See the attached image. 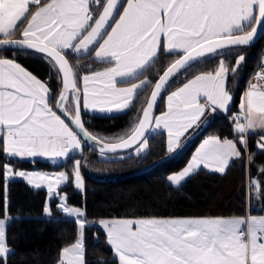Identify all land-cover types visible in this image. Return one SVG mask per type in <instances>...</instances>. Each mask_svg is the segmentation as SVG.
Returning <instances> with one entry per match:
<instances>
[{"label": "snow or ice", "instance_id": "obj_1", "mask_svg": "<svg viewBox=\"0 0 264 264\" xmlns=\"http://www.w3.org/2000/svg\"><path fill=\"white\" fill-rule=\"evenodd\" d=\"M24 21L27 24L20 32L22 38L11 39ZM258 27H264V0H126V4L121 0H0V35L4 37L0 47L36 50L51 58L57 73L62 74V89L55 107L79 130L78 133L70 128L50 107L46 82L18 63L0 59L2 151L8 157H68L71 150L81 148L80 134L100 143L84 130L80 91L66 59L69 52L94 50L97 59L113 65L83 76V105L95 108L106 102L117 110L127 108L150 81L144 79L130 87H117L118 83L138 79L155 63L161 50L170 55L182 53L158 77L142 118L131 132L100 148L103 154L105 149L114 152L139 142V153L147 145L140 138L150 121L151 110L169 80L181 69L192 67L191 62L206 53L226 45L248 44ZM246 28L251 30L245 31ZM242 61L243 56L237 60V68ZM228 71L221 62L214 74L197 75L168 95L167 112L155 118V127L160 128L163 123L167 129L170 152L206 108L227 110L231 100L225 87ZM100 79L106 81L108 99L90 101L87 84ZM258 80L262 83L249 86L241 112L233 117L238 139L205 140L191 162L168 177L173 186H182L200 165H214V171L224 173L229 160L241 156L237 144L247 150V136L254 134L257 127L264 130V72L258 74ZM69 92L74 114L65 107ZM201 97L205 103H201ZM257 144L264 151V131ZM3 168L6 179L20 177L36 189L46 184L50 198L59 197V185L69 180L63 172L53 178L38 172H14L8 164ZM73 174L75 187L82 189L80 161L75 162ZM58 209L73 218L79 229L74 242L61 249L58 264H85V213L70 207L66 196L60 197ZM43 212L50 215L49 207ZM99 224L106 230V241L119 264H264V217L116 219L101 220ZM5 226L6 220L0 218L2 264H6L10 254Z\"/></svg>", "mask_w": 264, "mask_h": 264}, {"label": "trees", "instance_id": "obj_2", "mask_svg": "<svg viewBox=\"0 0 264 264\" xmlns=\"http://www.w3.org/2000/svg\"><path fill=\"white\" fill-rule=\"evenodd\" d=\"M24 23L14 36H20ZM263 40L264 36L251 44L224 47L222 51L234 50L205 55L194 61L192 67L182 70L177 82L196 71L215 68L221 56L233 62L235 53L245 54L239 69L231 72L227 79L232 92L227 112L212 113L201 134L176 154L153 165L155 160L169 151L162 131L147 135L148 149L143 154L104 155L83 144L81 152L72 153L65 160L55 163L8 157L2 151L3 140L0 138V216L5 210L12 215L5 227L6 243L11 247L6 264H55L61 248L72 243L78 232L73 218L63 216L58 209L57 197H52L50 201L53 215H43L46 189H36L22 178L9 179L5 206L3 166L6 162L13 167L61 169L67 172L69 180L58 190L66 193L69 203L83 205L89 220L84 229L85 264H119L106 241V232L92 221L99 217L231 215L246 211L250 214L264 213V172L261 171L264 169V151L258 148L257 132L247 136V150L239 145L241 156L231 159L224 173L201 166L178 189L167 179L169 172L186 163L200 137L216 134L237 139L233 117L241 109L245 82L263 54ZM67 55L75 73L101 63L92 56V51L80 54L69 52ZM0 56L19 61L44 79L50 88L49 101L54 106L61 78L49 57L30 49H4L0 51ZM171 59L173 55L161 50L155 63L143 73L150 81L143 92L134 97L125 110L109 114L85 113L87 128L101 135H126L140 116L151 83ZM76 160L80 161L84 177L82 191L72 183ZM254 185L257 188L254 189Z\"/></svg>", "mask_w": 264, "mask_h": 264}, {"label": "crops", "instance_id": "obj_3", "mask_svg": "<svg viewBox=\"0 0 264 264\" xmlns=\"http://www.w3.org/2000/svg\"><path fill=\"white\" fill-rule=\"evenodd\" d=\"M121 3H125L126 4V0H121ZM34 10V9H33ZM122 10V9H121ZM26 24H27V21H25L24 25L22 26L21 28V31H23L24 27H26ZM247 29V28H246ZM245 29V30H246ZM2 36V35H0ZM234 49H227L223 52H226V51H232ZM67 51V50H66ZM84 53V52H82ZM243 54V59H244V52H237L234 54V59H233V62H230L229 59H226L224 56H221L220 59H219V63L216 65L215 68L213 69H210V70H200V71H196L194 73H192L191 75H189L188 77L184 78L183 80H181L180 82H175L174 84L168 86L161 98V101H160V104H159V109L158 111L156 112L155 116H154V119H153V122H152V125H151V128L149 130V134H152V133H156V132H159V131H162L164 132L165 134V141H166V147L168 149V135H167V129L163 127V123H161V126L160 128H156L155 127V118L156 117H160L163 113L167 112V97L168 95H171L172 92L174 91H177L179 87H182L184 83H187L189 80L193 79L195 76L197 75H201V74H207V73H215V71L218 70L221 62L224 63V65L228 68V72H227V75H226V78H225V87L227 89V91L229 92V95L231 96V100L227 106V110L229 109L230 107V104H231V101H232V92L230 91L228 85H227V79H228V76L231 72H233L232 70L235 68L237 71L240 67V65L243 63V61L239 64V67L237 68L236 67V58H237V55L238 54ZM73 54H80V53H73ZM179 53L177 54H174L173 57H175L176 55H178ZM92 56L97 59L95 57V52L94 50H92ZM0 59H10L12 61H14L15 63H18L21 67H23L27 72H29L30 74L34 75L37 79H39L41 82H46L44 79L40 78L39 76H37L35 73H33L31 70H29L26 66H24L22 63H20L19 61L11 58V57H7V56H0ZM98 61H100L99 59H97ZM101 62V61H100ZM113 66L112 64H109V63H104V62H101L100 64H98L96 67L94 68H91V69H88L86 71H80V72H76V76H77V84H78V87L80 88L81 90V104H82V108L83 110L85 111V113L89 112V113H100L101 114H109V113H114V112H119L120 110H117V109H114V106L111 105V104H108V103H98L97 106L99 105H104V106H109L111 108V110L107 109L106 111H102L100 109H98V107H95V108H92V107H89V108H85L84 105H83V90H84V87H85V84H84V81H83V76L84 75H91L92 73L94 72H102L104 71L106 68H109ZM259 67V66H263L264 67V54H262L259 58V60L257 61V63L255 64V67ZM254 67V68H255ZM253 71V70H252ZM251 71V73H252ZM251 73L249 74L248 78H247V81H246V86L244 87L245 89H243V103H244V100H245V94L249 91V86L250 85H258L260 83H258L256 80H252L253 77L255 76L254 74L251 75ZM251 75V76H250ZM141 77H146V79L149 80V77L146 76V75H141L138 79L136 80H132L130 82H126V83H118L117 84V87H130L132 83H140L141 80ZM119 80V78H117ZM47 83V82H46ZM48 86V84H47ZM49 87V86H48ZM87 87H88V91H89V100L91 101L92 99H96L97 101H106L108 99V97L106 96L105 94V89H106V81H104L103 79H100V80H90L87 84ZM50 89V88H49ZM133 100V99H132ZM132 100L130 101V103L132 102ZM201 100V103H205L204 101V98L201 97L200 98ZM50 107H52L53 111H56L54 106L51 105L50 101H48ZM67 105V104H66ZM130 105V104H129ZM69 109L70 107L67 106ZM123 110V109H121ZM125 110V109H124ZM227 110H223V109H216L215 111H213L211 109V107H208L206 108V110L204 111L203 115L200 117V119L198 121H196L191 127H189L186 131L183 132V135H181L178 139V143L181 141L182 138H184L188 133H190L192 130H194L198 125L199 123L201 122V120L207 116V115H210L214 112H220V113H225L227 112ZM241 112V109L239 110L238 114ZM57 115H60L57 111H56ZM236 115V114H235ZM234 115V116H235ZM61 116V115H60ZM61 119H64L62 116H61ZM65 120V119H64ZM65 123L66 120H65ZM68 124V123H67ZM69 125V124H68ZM69 127L71 128V126L69 125ZM264 131L260 128H256L255 129V132H257V142L260 140V133ZM210 137H219L221 139H224V138H228V139H234V137H223V136H219V135H216V134H206L202 137H200L195 145L193 146V156L196 154L197 150L200 148V145L203 144V142L207 139H209ZM236 140V139H234ZM83 142H81V150L83 149ZM238 145V148L240 149V144H237ZM175 147V146H174ZM81 152V151H80ZM72 153H75V152H72ZM72 153H70L69 155H71ZM68 155V156H69ZM18 158H21V157H18ZM23 158H27V159H30V160H33V159H42V160H46V161H49V162H52L51 159H49V157L47 156H36V157H23ZM64 158V157H62ZM67 158V157H66ZM65 158V159H66ZM234 158V157H233ZM231 158V159H233ZM64 159V160H65ZM230 159V160H231ZM229 160V162H230ZM79 161V160H77ZM59 162V161H58ZM52 163H55V162H52ZM204 167L203 165H200L199 167ZM215 166L214 165H210L208 167L209 168H214ZM17 168H14V172L17 171L16 170ZM23 169H26V168H23ZM27 169H38L40 171V173L42 174H46L48 175L49 177H55L57 176L59 173L63 172L65 173L66 175L67 172H65L64 170H61V169H43V168H37V167H32V168H27ZM4 181H5V176H4ZM66 182H62L61 185L65 184ZM59 185V187L61 186ZM46 189V196H47V185L45 184L44 186H42ZM58 187V188H59ZM57 191L59 192V196L61 194V191H59L57 189ZM85 213V212H84ZM44 214V212H43ZM256 217V218H261V217H264V213H256V214H250L248 211H246L245 213L243 214H231V215H188V216H123V217H103V218H109V219H132V220H139V219H152V218H159V219H168V218H175V219H185V218H248V217ZM128 217H131V218H128ZM0 218L2 219H5L6 220V224L10 221V219L12 218V215L9 214L7 212V210H5V212L3 213V215L0 216ZM102 219V217H99L98 219ZM85 219L87 220L86 223L89 221L86 216H85ZM6 227V226H5ZM6 246L8 247L9 250H11V247L6 243ZM68 246V245H67ZM65 247V246H63ZM62 247V248H63ZM61 248V249H62ZM61 252V251H60ZM114 253V252H113ZM117 257V256H116ZM60 258V257H59ZM118 259V257H117ZM58 261V260H57ZM119 262V261H118Z\"/></svg>", "mask_w": 264, "mask_h": 264}, {"label": "water", "instance_id": "obj_4", "mask_svg": "<svg viewBox=\"0 0 264 264\" xmlns=\"http://www.w3.org/2000/svg\"><path fill=\"white\" fill-rule=\"evenodd\" d=\"M257 12H258V10H257ZM251 29L250 28H247L245 31H250ZM238 34H243V33H238ZM262 36H264V27H258V31H257V33H256V35H254V37H253V39L248 43V44H251V43H253V42H255V41H257V40H259ZM22 37L21 36H13V37H11V39H21ZM0 39H4V37L3 36H0ZM230 46H236V45H226V46H223V47H221V48H218V49H216V51L217 50H219V49H222V48H224V47H230ZM5 48H3V47H0V51L1 50H4ZM7 49H13V48H7ZM31 50V49H30ZM33 51H36V50H33ZM38 52V51H37ZM216 52H212V53H206L205 55H208V54H215ZM44 55H46L45 53H43ZM182 55V53H179L178 55H176L175 57H173V59H171L166 65H165V67L159 72V74L156 76V78H155V80L153 81V83H152V86H151V88H150V90H149V93H148V96H147V99H146V102H145V105H144V107H143V109L146 107V105H147V102H148V100L150 99V96H151V92L154 90V86H155V83L157 82V80H158V77L176 60V59H179L180 58V56ZM204 55V56H205ZM47 56V55H46ZM200 58H202V57H200ZM200 58H198V59H200ZM51 59V58H50ZM66 59H68V61H69V66L73 69V73H74V78H75V80H76V88L77 89H79V91H80V95H81V90H80V88L78 87V84H77V76H76V74H75V71H74V67H73V65H72V62H71V60H70V58H69V56L66 54ZM197 59V60H198ZM191 63H193V62H191ZM183 69H181L179 72H177L170 80H169V82H168V86H169V84L171 83V81H172V79L178 74V73H180L181 71H182ZM60 78H61V86H60V89H59V91H58V94H57V97H56V100H55V104H54V108H55V110L66 120V122L71 126V128L74 130V131H77L78 133H79V130L78 129H76V127H75V125H74V123H72V122H70V120L68 119V118H66L64 115H62L61 114V112L60 111H58L57 109H56V107H55V105H56V102H57V99H58V97H59V94H60V92H61V89H62V74H60ZM167 86V87H168ZM166 87V88H167ZM166 88L164 89V90H162L161 92H160V94L158 95V98H157V101H156V103H155V105H154V108L151 110V113H150V121H149V123L146 125V127H145V129H144V134H143V136L140 138V140H142L144 137H146L148 134H149V130H150V128H151V125H152V122H153V119H154V116H155V114H156V112L158 111V109H159V104H160V101H161V98H162V96H163V94H164V92H165V90H166ZM69 100H71V92H69ZM68 100V101H69ZM65 107H67V105H65ZM68 108V107H67ZM69 109V108H68ZM143 109H142V111H141V114H140V117H139V119H141L142 118V113H143ZM69 112H70V114H74V106H73V104H72V109H69ZM80 117H81V121H82V123H83V125H84V130L85 131H87L88 133H89V135L90 136H95V137H97L98 138V141H100V143H97V142H94L93 140H91V139H88V138H86V137H83L82 136V134H80L81 135V139H82V141H83V143L84 144H86V145H88V146H90L91 148H93L95 151H97V152H99V153H101L100 152V148L103 146V144H105V143H114V142H116L117 140H113V141H109V140H105V139H103V138H101L99 135H97V134H95L94 132H92L91 130H89L88 128H87V126L85 125V111L83 110V108H82V104H80ZM209 118H210V115H207V116H205L202 120H201V122L199 123V125L194 129V130H192L190 133H188L184 138H182L181 139V141L178 143V145H176L174 148H173V150L170 152V151H168L166 154H164L163 156H161L160 158H158L157 160H155L151 165H153V164H155V163H157V162H159V161H162V160H165V159H167V158H169V157H171L172 155H174V154H176L178 151H180V149H182L188 142H190L191 140H193V139H195L199 134H201L202 133V131H203V129L207 126V123H208V121H209ZM139 119H138V121H139ZM138 121H137V123H138ZM136 123V124H137ZM136 126V125H135ZM131 132V131H130ZM129 132V133H130ZM129 133H127L124 137H126ZM138 143V142H137ZM136 143V144H137ZM136 144H132L131 146H129V147H127V148H120V149H117L116 151H114V152H112V151H108L107 149H105V152L103 153L104 155H113V154H117V153H120V152H123V151H126V150H128V149H130L131 147H133L134 145H136ZM102 154V153H101Z\"/></svg>", "mask_w": 264, "mask_h": 264}, {"label": "rangeland", "instance_id": "obj_5", "mask_svg": "<svg viewBox=\"0 0 264 264\" xmlns=\"http://www.w3.org/2000/svg\"><path fill=\"white\" fill-rule=\"evenodd\" d=\"M223 52L221 49H219V50H217V51H215L216 53H219V52ZM226 52H230V51H226ZM215 53V54H216ZM241 56H243V54L241 53V54H238L237 55V58H236V62H237V60L241 57ZM182 73H183V71L181 72V73H178L172 80V83H174L175 81H177L179 78H180V76H182ZM144 79H146V77H141V80H144ZM252 80H255L254 78L252 79ZM153 83V82H152ZM152 83H151V86H152ZM172 83L170 84V85H172ZM169 85V86H170ZM151 86H150V88H151ZM148 96V95H147ZM147 99V98H146ZM146 102V101H145ZM242 103H243V99L241 100V105H242ZM145 105V104H144ZM67 106H69L70 107V109H72V102H71V100H69L68 101V103H67ZM98 107V109H100L101 110V108H103L104 110L103 111H106L107 109H111L109 106H104V105H98L97 106ZM144 107V106H143ZM114 109H116L115 107H114ZM124 109H126V108H124ZM123 109V110H124ZM143 109V108H142ZM120 111H122V110H120ZM142 111V110H141ZM101 113V112H100ZM141 114V113H140ZM238 114V112H236V115ZM235 115V114H234ZM140 117V116H139ZM139 117H138V119H139ZM138 119L135 121V123L133 124V126L131 127V129L128 131V133L135 127V125H136V123H137V121H138ZM233 127H235V125H234V122H233ZM95 133V132H94ZM95 134H97V133H95ZM97 135H99L101 138H103V139H105V140H109V141H113V140H117V138H119V137H124L125 136V134L124 133H118V134H115V135H111V136H107V135H101V134H97ZM235 139V138H234ZM233 139V140H234ZM143 140H146L147 141V145H146V147H143V148H141L140 149V151H139V153L137 152V148H138V146H139V142L136 144V145H134L133 147H131L130 149H128V150H126V151H123V152H120V153H117V154H114V155H116V156H123V155H125V154H134V155H138V154H143V153H145L146 151H147V149H148V138H147V136L146 137H144L141 141H143ZM81 142H83L82 141V139H81ZM237 147H238V145H237ZM80 151H82L81 150V148L80 149H73V150H71L70 152H69V154L70 153H72V152H80ZM47 157H49V159H51V161L52 162H58V161H62V160H64L66 157H64V158H62V157H57V156H47ZM192 157H193V149H192V151H191V153H190V155H189V157H188V159H187V161H186V163L181 167V168H179V169H177V170H174V171H171V172H169L168 174H167V179H168V177L170 176V175H173V174H177V173H179L181 170H183L190 162H191V160H192ZM77 161V160H76ZM75 161V162H76ZM5 164H8V166L9 167H11L12 169H13V171H14V168H17L16 170L17 171H24V172H27V173H40V171L38 170V169H23V167H13V165L11 164V163H9V162H6ZM209 169H214V168H209ZM80 175H81V179H82V184H83V187H82V189H78V190H84V177H83V174H82V172H81V170H80ZM13 177H15V176H13ZM13 177H10V178H5V185H4V188H5V190H4V198H5V206L7 205V183H8V181H9V179H11V178H13ZM18 178H20V177H18ZM23 179V178H22ZM25 180V179H24ZM26 181V180H25ZM27 182V181H26ZM72 183L74 184V186H75V181H74V174L72 175ZM248 183L249 182H247V186H248ZM76 188V187H75ZM253 188L255 189V188H257V186L255 187V185L253 186ZM63 196H66V193L64 192V191H61V194H60V196L59 197H57L58 198V201H57V203H56V205H57V207H58V202H59V199H60V197H63ZM50 201H51V198L49 197V194L47 193V196L45 197V202H44V207H43V209L45 208V207H49V209H50V215H46L45 213L43 214V215H45V216H52L53 214H52V210H51V206H50ZM67 204L70 206V207H77V208H80L83 212H84V207H83V205H79V204H72V203H69L68 201H67ZM61 211V210H60ZM62 212V211H61ZM62 215L63 216H67V214H64L63 212H62ZM67 217H69V216H67ZM85 218V217H84ZM128 218H131V217H128ZM86 220V219H85ZM101 220H113V219H109V218H103L102 217V219L100 218V219H95V220H92L93 222H95V223H97L101 228H102V230H104L105 232H106V230L99 224V221H101ZM114 220H116V219H114ZM120 220H123V219H120ZM87 221V220H86ZM78 226V225H77ZM78 232H79V229H78ZM78 232H77V236H78ZM77 236H76V238H77ZM75 238V239H76ZM74 242V241H73ZM72 242V243H73ZM71 244V243H70ZM70 244H68V246L70 245ZM65 246H67V245H65ZM114 252V251H113ZM85 258V257H84ZM59 260V259H58ZM55 264H58V261H56L55 262Z\"/></svg>", "mask_w": 264, "mask_h": 264}, {"label": "built area", "instance_id": "obj_6", "mask_svg": "<svg viewBox=\"0 0 264 264\" xmlns=\"http://www.w3.org/2000/svg\"><path fill=\"white\" fill-rule=\"evenodd\" d=\"M262 48H263V50H262V52H263V54H264V40H263V45H262ZM262 72H264V67L263 66H257V67H255V68H253V71H252V73H251V75H255L253 78L258 82V83H262L261 81H259L258 80V74H260V73H262ZM250 75V76H251ZM247 81V80H246ZM246 82H245V86H246ZM244 86V87H245ZM245 89V88H244ZM223 137H226V136H223ZM237 139H238V137H237ZM239 144V143H238Z\"/></svg>", "mask_w": 264, "mask_h": 264}]
</instances>
